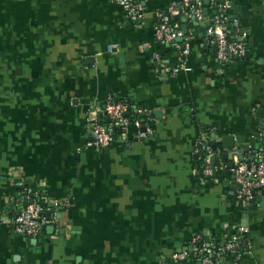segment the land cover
<instances>
[{"label":"crops","instance_id":"0c3cea01","mask_svg":"<svg viewBox=\"0 0 264 264\" xmlns=\"http://www.w3.org/2000/svg\"><path fill=\"white\" fill-rule=\"evenodd\" d=\"M179 1L148 0L133 22L109 0H0V264H198L170 257L241 225L249 252L219 264H264V189L246 208L231 174L204 179L194 152L204 131L219 155L247 157L260 143L264 0H232L247 55L228 63L205 44L207 21L179 16L190 71L174 73L180 50L154 31L157 14ZM109 94L151 111L154 132L86 149V111ZM38 200L58 209L31 246L11 224Z\"/></svg>","mask_w":264,"mask_h":264},{"label":"built area","instance_id":"2783aa9c","mask_svg":"<svg viewBox=\"0 0 264 264\" xmlns=\"http://www.w3.org/2000/svg\"><path fill=\"white\" fill-rule=\"evenodd\" d=\"M147 1L109 0L120 6L133 22L141 19ZM208 3L217 7L212 16L209 15L208 6L204 5L203 0H180L170 4L165 12L157 14L154 31L156 40L180 50L179 63L174 73L190 71L186 65L190 51L188 38L181 31L180 25L172 22L173 18L179 16H187L198 23L207 21L204 29L205 44L212 49L218 62L242 60L247 55L246 44L236 38L239 21L233 15L232 0H208ZM204 11L207 13L204 14ZM85 122L87 139L84 148L97 151L106 150L115 143L144 140L154 132L151 111L133 108L129 103L116 100L110 94L102 102L87 109ZM210 137V132H202L195 145L194 152L201 166V175L208 180L214 174L229 172L234 185V199L248 208L254 203L255 196L264 189V126L259 131V145H249L247 157L245 154L241 158L233 155L230 168L228 163L214 152ZM234 150L238 153L236 148ZM212 157H215V163L211 166ZM52 209L57 210L58 205L55 204L51 208L41 202L25 201L13 217L12 232L27 240L40 238L44 226L49 222L45 213ZM249 249L247 228L241 225L222 242L205 243L202 238L195 237L185 249L174 252L170 260L182 263L191 257L199 264H219L226 260L235 263L243 254L249 252Z\"/></svg>","mask_w":264,"mask_h":264},{"label":"water","instance_id":"95a60500","mask_svg":"<svg viewBox=\"0 0 264 264\" xmlns=\"http://www.w3.org/2000/svg\"><path fill=\"white\" fill-rule=\"evenodd\" d=\"M203 3H204V5L205 6H207V4H208V0H203ZM231 7H232V10L234 11L235 10V4H231ZM207 12L206 11H204V14H206ZM234 17H236V16H234ZM177 18H175V20H176ZM195 25L197 26L198 25V23H195ZM181 29H182V31H183V33H186V31H187V26H185V25H183L182 27H181ZM200 31V30H199ZM180 49H182V48H180ZM221 143L224 145V148L225 149H232L233 148V146H234V141H233V139H232V137L231 136H225V137H223L222 139H221ZM233 155H238L239 156V158H241L242 156H243V152H231L230 154H227V153H223L222 155H220L221 157H222V159L223 160H225V161H227L228 162V167L230 168L231 166H232V156ZM215 163V157H212L211 159H210V164H211V166L213 165ZM213 178H215L216 177V175L214 174L213 176H212ZM37 202H40V200H38ZM45 215L47 216V220H52V214L51 213H45ZM243 217H244V219H246V214H244L243 215ZM60 218V216L58 215L57 216V219H59ZM245 226V225H244ZM54 228L52 227V226H49V227H47L46 228V231H48V233L49 234H53L54 233V230H53ZM42 242H43V240L41 239V238H38V239H32V240H30V245L31 246H36L37 244H42ZM185 249V248H184ZM182 249H180V250H178V251H181ZM199 264V263H198Z\"/></svg>","mask_w":264,"mask_h":264},{"label":"trees","instance_id":"16d2710c","mask_svg":"<svg viewBox=\"0 0 264 264\" xmlns=\"http://www.w3.org/2000/svg\"><path fill=\"white\" fill-rule=\"evenodd\" d=\"M209 7V6H208ZM210 8V7H209ZM208 8V9H209ZM179 21H180V19L179 18H177L176 20H175V18H173V20H172V22H177L178 24H179ZM211 146H212V148H213V150H214V152L216 153V154H218V150L220 149V144L218 143V142H214V143H211ZM229 258H231V254L229 255Z\"/></svg>","mask_w":264,"mask_h":264}]
</instances>
